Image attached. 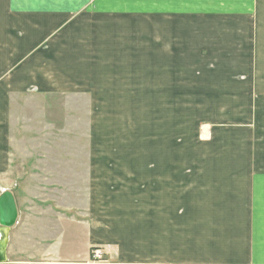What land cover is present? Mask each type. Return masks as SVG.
Wrapping results in <instances>:
<instances>
[{"label": "crops", "instance_id": "obj_1", "mask_svg": "<svg viewBox=\"0 0 264 264\" xmlns=\"http://www.w3.org/2000/svg\"><path fill=\"white\" fill-rule=\"evenodd\" d=\"M255 15L264 19V0H0V179L19 174L10 151L16 96L81 91L95 66H127L144 45L152 52L149 67L175 68L162 53L182 46L178 51L190 54L191 20ZM140 60L132 66L146 67ZM243 109L215 111L206 118L209 137H191L177 156L167 132L152 151L148 176L133 169L125 178L117 166H102L125 181L118 189L130 190L111 214L92 207L95 157L85 175L86 218L78 206L58 203L68 191L61 186L0 184V195L15 188L7 264H264V129ZM94 248L104 262L91 260Z\"/></svg>", "mask_w": 264, "mask_h": 264}, {"label": "rangeland", "instance_id": "obj_2", "mask_svg": "<svg viewBox=\"0 0 264 264\" xmlns=\"http://www.w3.org/2000/svg\"><path fill=\"white\" fill-rule=\"evenodd\" d=\"M260 3L255 0V5ZM190 28V54L179 52L182 46H175L172 54L162 53L167 56L164 60L175 62V68H158L156 63L149 67L151 62L145 60H152V52L144 45L137 59L146 67L132 66L139 63L132 57H128L132 63L120 68L95 66L93 80L83 85L92 95L84 88L72 94L16 96L10 151L12 171L19 174L2 177V188L22 187L25 182L34 190L61 186L68 191L57 198L58 203L78 206L80 219L86 218L90 203L85 175L95 157L92 207L99 215L103 207L111 214L127 203L130 190L118 189L125 181L111 179L102 166H117L115 171L125 178L133 169L148 176L152 151L162 146L163 135L169 132L174 156L183 154L182 147L193 141L191 137L200 141L209 137L206 118L222 108L244 112L249 107L256 125L264 129V19L258 15L196 19ZM174 38L178 40L177 35ZM99 52L106 55L109 49ZM28 174L32 180L24 179ZM96 249L101 250L92 251Z\"/></svg>", "mask_w": 264, "mask_h": 264}, {"label": "water", "instance_id": "obj_3", "mask_svg": "<svg viewBox=\"0 0 264 264\" xmlns=\"http://www.w3.org/2000/svg\"><path fill=\"white\" fill-rule=\"evenodd\" d=\"M16 220V208L9 192L0 195V263L7 264L6 246L8 232Z\"/></svg>", "mask_w": 264, "mask_h": 264}, {"label": "built area", "instance_id": "obj_4", "mask_svg": "<svg viewBox=\"0 0 264 264\" xmlns=\"http://www.w3.org/2000/svg\"><path fill=\"white\" fill-rule=\"evenodd\" d=\"M91 258H92V261H103V253H102V250H99V249H96V250H93L92 253H91Z\"/></svg>", "mask_w": 264, "mask_h": 264}, {"label": "bare ground", "instance_id": "obj_5", "mask_svg": "<svg viewBox=\"0 0 264 264\" xmlns=\"http://www.w3.org/2000/svg\"><path fill=\"white\" fill-rule=\"evenodd\" d=\"M0 264H2V263H0Z\"/></svg>", "mask_w": 264, "mask_h": 264}]
</instances>
